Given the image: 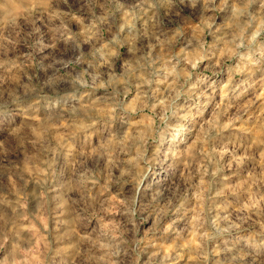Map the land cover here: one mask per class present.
Returning <instances> with one entry per match:
<instances>
[{
    "label": "clouds",
    "instance_id": "1",
    "mask_svg": "<svg viewBox=\"0 0 264 264\" xmlns=\"http://www.w3.org/2000/svg\"><path fill=\"white\" fill-rule=\"evenodd\" d=\"M185 9L200 19L194 34L181 23ZM74 19L82 32L72 31ZM261 33L264 0H0V155L21 184L34 181V191L17 190L9 207L22 219L31 199V221L55 226L50 239L23 237L29 230L0 212V264H140L149 255L143 232L153 225L154 235L194 234L199 244L186 251L197 264H215L219 241V264H264V231L245 240L243 218L237 223L229 210L231 171L248 165V183L264 187V135L245 143L225 135L243 122L238 111L227 123L214 117L201 126L192 144L203 107L197 84L206 78L189 84L205 59L217 71L220 52L221 73L239 68L225 58L238 59L264 77ZM121 45H129L125 57ZM193 46L200 55L185 64L175 49ZM145 109L154 119L141 128L133 122ZM256 127L264 130V116ZM34 157L39 166L21 167ZM151 257L174 259L159 250Z\"/></svg>",
    "mask_w": 264,
    "mask_h": 264
},
{
    "label": "rangeland",
    "instance_id": "2",
    "mask_svg": "<svg viewBox=\"0 0 264 264\" xmlns=\"http://www.w3.org/2000/svg\"><path fill=\"white\" fill-rule=\"evenodd\" d=\"M217 2L219 3V0H217ZM222 12L223 9L221 8L216 12V16H220ZM183 15L186 17V19L181 21L184 29L187 33L194 34L197 24L200 23V19L188 9L184 10ZM78 24L79 20L74 19L71 25L73 32H82V29L78 28ZM107 35V31H105L104 36L107 37ZM48 39L55 42V37L51 33H49ZM207 42L209 45L212 44L210 37ZM59 47L63 49L65 47L64 42H60ZM84 48L87 50V43L84 44ZM256 48L258 50L264 49V33H261L260 36L257 37ZM156 50L157 52L165 54L167 52L166 49L159 47H157ZM240 51L246 52L247 49H241ZM128 52L129 45L120 46L119 54L121 57L127 56ZM175 52L177 54L182 52L185 53V64H187L189 60H195L196 57L200 55L198 46H193L188 50L177 47ZM61 54V52L54 53L56 56ZM222 56L223 52L216 54V72H213L208 67V60L205 59L200 65L199 72L194 74L193 80L189 82V84H197V77L206 78L205 83L197 84V89H199L197 94L203 93L201 98L203 107L197 116L198 125L195 128L196 134L192 138V144H195L196 140L199 139L201 126L206 125L207 122L211 121L214 117H217L222 123H227L232 117L236 116L238 111L244 112L243 122L237 119L236 126L230 128L225 135H231L233 140L240 141V143H245L251 139H255L257 136L264 135V130L256 127V118L264 116V77L256 74L255 67L245 65L238 59L225 58V62L229 66L236 67V65H239V68L231 75L221 73L220 65ZM72 67L76 68V65L73 64ZM117 67H119V63H117ZM76 70L79 71L80 69L76 68ZM225 93H227L226 96ZM156 94L160 97L167 95L163 88H159ZM185 99H187V97H185ZM128 101L135 107L137 103L135 95L128 96ZM159 103L162 106L164 100L161 98ZM187 107L191 109V103H189ZM157 111H159V109H157ZM36 119L38 120L39 117ZM153 119L152 111L145 109L139 120L133 123H138L141 128H143L144 126L151 125ZM61 127H63V124ZM40 160V157H34L31 161H25L21 167L28 166L29 164L39 166ZM221 163L223 164V162ZM222 171L230 172L228 169H222ZM250 172L251 168L248 165H246L244 169L231 171L230 178L232 182L229 185L231 189L229 194V210L232 213V218L237 220V223H240L239 218H243L241 228L245 240L259 239L261 232L264 231V215L254 211L257 207L264 211V201L261 200V196L264 195V187L248 183ZM25 178L28 179V176L26 175ZM17 190H20L23 195L27 196L29 192L34 191V181L30 180L27 186L21 184L17 179L16 169L9 167L5 162L4 156L0 155V200L4 201V203H0V212L11 217V219L21 225L23 229L29 230L21 232L23 237L44 234L46 239H50V237L46 236V233L50 228H54L55 226L50 224L48 220H41L40 223L31 221L30 212L33 207L31 199H27L26 201L25 207L28 211L22 219L18 220L16 214L12 212V208L9 207V205L15 206ZM101 195H103V193H101ZM111 199L119 202L120 198L113 192ZM193 207L195 208V204H193ZM21 211L23 212L24 209ZM111 215L118 218L119 209L114 208ZM145 228L146 230L143 232V236L147 239L145 244L142 245V248H146L149 251V255L143 257L140 260V264H153L151 253L158 250L161 252L162 256L174 257L172 264H197L196 257L186 250L189 247H197L199 240L194 234H190L188 229L176 235H166L163 233L154 235V225L153 227L145 226ZM37 244L42 248V244L38 237ZM177 246H179V248H177ZM222 246L223 241H219L212 245V258H214L215 264H219L220 259L224 255ZM32 255L38 257V253H32ZM157 259H159V257H157ZM36 264H40L38 258ZM165 264H168V262L165 261Z\"/></svg>",
    "mask_w": 264,
    "mask_h": 264
}]
</instances>
